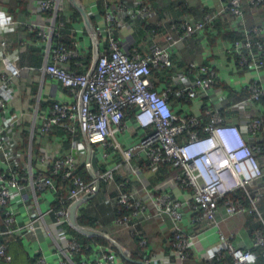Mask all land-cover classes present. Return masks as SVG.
Returning <instances> with one entry per match:
<instances>
[{
	"label": "built area",
	"instance_id": "built-area-1",
	"mask_svg": "<svg viewBox=\"0 0 264 264\" xmlns=\"http://www.w3.org/2000/svg\"><path fill=\"white\" fill-rule=\"evenodd\" d=\"M264 0H228L221 4L215 12H207L199 19L189 18L169 25V34L165 45H154L146 54L134 49L125 52L117 36L116 25L120 15L131 12L126 3H118L100 12L95 2L85 4L90 17L104 19V26L96 25L98 35L105 37L108 50L98 56L94 69L79 72L65 67V63L78 56V48L66 47L58 43L52 51L53 62L44 66V71L57 78L72 94H79L80 103L54 102L41 122V130L49 131L55 125H64L70 131L80 128L87 134L92 145L110 144L119 150L123 160L130 161L141 156L145 157L146 166L169 163L178 171L177 178L191 190V198L179 200L169 192H159L148 201L142 200L135 191L123 189L121 185L115 203L122 209H128L127 214L115 217L114 223L131 227L132 235L138 234L137 224L143 220L168 216L174 222V238L169 241V249L153 251L149 242L139 238V245L144 250L142 261L148 264H185L191 252L198 248L196 234L183 226L184 216L191 215L192 222H205L214 228L217 241L210 245L215 261L205 264H255L258 258L256 247L261 248L264 257V231L253 233V248L238 246L232 233L221 230V221L241 212L257 211V203L264 193V167L258 157L257 149L250 142L252 137H258L264 132V117L254 113L240 126L227 121L221 113L223 104L227 107L241 110L249 103L264 98V19L248 24L246 7H260ZM60 0H41L40 9L53 14L48 25L49 32L38 26H32L36 35L46 39L48 47L53 35L59 34L55 25V16ZM148 6L136 8V14H145ZM228 13L230 25L238 27L243 37L235 39L229 52L236 54L241 66L251 67L256 76L243 88L248 96L237 101H229L217 93V71L208 64L192 61L188 63L191 78L182 77L163 91L154 86L153 69L170 68L175 60L172 45L187 37L199 34L205 25H213L218 16ZM1 41L0 60L7 73L0 74V86L7 85L12 77L18 76L21 69L5 54ZM185 100H203L204 113L207 118L192 112H176L172 108L170 96ZM5 102L0 94V111ZM134 110L137 124L145 130V134L136 142L126 147L118 141H112L115 135L125 127V117ZM15 122V121H14ZM0 127V135L3 134ZM104 155H106L104 153ZM45 158L40 157L41 161ZM118 165L99 171L100 181L109 182L113 179ZM78 164L71 152L56 155L51 159L50 166L44 171H22L13 164L5 170H0V205L5 206L3 222L7 233L21 230L14 228L16 210L20 202H27L33 196L35 199L43 195L50 196L51 205L41 208L37 218H44L51 213L54 223H68V203L79 199L85 194H95V179L87 180L78 174ZM54 176H60L66 181L64 189L59 186ZM243 189L248 196L249 204L237 195ZM32 195V196H31ZM222 199L220 206L218 201ZM34 228L31 222L23 229ZM22 229V230H23ZM70 250L78 251L81 244L73 238L67 243ZM206 251V248H205ZM253 257L251 261L247 259ZM0 258L5 261L12 259L7 245L0 241ZM230 258V263L226 259ZM217 262V263H216ZM33 264H49L46 256H37ZM91 264H122L118 262L117 254L104 250L95 257Z\"/></svg>",
	"mask_w": 264,
	"mask_h": 264
},
{
	"label": "crops",
	"instance_id": "crops-1",
	"mask_svg": "<svg viewBox=\"0 0 264 264\" xmlns=\"http://www.w3.org/2000/svg\"><path fill=\"white\" fill-rule=\"evenodd\" d=\"M41 0H0V45L5 54L15 61L21 72L12 77L7 85L0 86V94L4 99L5 106L0 111V127L3 134L0 135V170L16 164L22 171L28 170L31 165L34 172L46 170L56 155L73 153L78 166H84L90 175L86 164V148L84 147V135L80 128L70 131L64 125H55L49 131L41 130V122L54 102H72L79 104V94H72L69 89L55 77L44 71L47 63L53 62L52 51L58 43H65L70 38L62 32L53 35L50 47L48 42L36 35L32 26H38L49 32L48 25L53 19V14L43 12L40 9ZM84 5L95 2L98 10L104 11L118 3H125L130 11L137 6L146 5V15L126 13L120 15V21L116 25L117 36L122 49L131 53L137 49L140 53H148L154 45H165L166 36L169 34V25L178 19L189 18L194 21L203 12H215L221 4L228 0H84ZM125 1V2H124ZM59 10L66 15L67 22L72 19L73 9L69 0H60ZM248 24L257 20V13L252 14L251 8L246 7ZM254 16V17H253ZM260 18L264 19V15ZM65 21L57 20L55 25L60 30L67 29L74 33L71 45H75L79 52L78 56L67 63L65 67L75 71H90L94 69L98 56L103 53V45L89 32L83 21H72L70 27ZM105 20L98 19L94 24L104 26ZM232 27L237 29L238 27ZM86 28V29H85ZM225 28V27H224ZM224 30V29H223ZM221 28H205L195 38H187L172 45V54L175 60L172 74L159 72L153 73L154 86L158 91H163L170 84L175 83L182 77L191 78L193 74L186 73L185 69L189 62L196 61L211 65L218 73L216 91L229 101L241 100L248 96L243 88L244 83L250 82L256 75L253 68L241 66L236 54L229 52L232 39L225 36ZM88 31V30H87ZM225 31V30H224ZM224 33V34H222ZM222 34V35H221ZM264 39V35H263ZM61 40H63L61 42ZM67 45V44H66ZM92 49V51H91ZM90 50V51H89ZM93 53V60H88L89 54ZM7 73V69L0 60V74ZM264 78V69L261 71ZM172 98V99H171ZM171 106L174 111L192 112L201 115L204 112L203 100H183L173 95L170 96ZM263 113L264 105L249 103L244 109H233L224 103L221 108L222 115L227 121L240 126L254 113ZM15 121V122H14ZM125 127L115 135L112 141H118L126 147L133 144L145 134V130L132 120L125 117ZM251 138L256 149L262 167H264V132L258 137ZM98 156L100 171L118 165L113 179L109 182L102 181V189L94 196L83 202L77 210L78 217L84 215L89 225L81 226L95 230L97 235H102L104 240H95L93 234L84 233L68 223H54V215L40 220L37 218L39 205L46 209L51 205V197L43 195L35 199L32 195L27 202H20L16 210L14 228L22 227L13 233H7L6 226L0 223V240L5 241L8 251L12 256L10 261L0 258V264H33L39 255L46 256L49 264H91L95 257L104 250L116 252L118 262H125V257L133 259V256L144 255V250L138 245L139 238L144 237L149 242V248L153 251H167L169 235L174 229V222L168 217L161 221L143 220L137 224L138 234L132 235L131 227L114 223L115 197L121 190H133L144 201L156 197L159 192H169L173 198L185 200L191 198V190L185 187L177 178L176 168L166 163L154 166L145 165V157L139 156L130 161L123 160L119 150L108 144L92 145ZM104 153L106 155H104ZM45 158L41 161L40 157ZM82 159V160H81ZM60 177V176H59ZM54 176L59 186L64 189V183ZM92 179V177H91ZM90 180V179H89ZM104 203V206L96 207L95 204ZM257 211L264 219V193L257 204ZM106 217H104V216ZM241 217V216H240ZM31 222L34 228L23 229L24 225ZM79 222V221H78ZM93 224H92V223ZM95 225V227H93ZM183 226L192 230L198 238L199 246L194 250L196 260L204 255H210V245L217 241L214 228L208 227L205 222L196 225L191 220L189 212L184 216ZM220 228L225 233H232L234 242L241 247L253 248V234L236 218L221 221ZM23 229V230H22ZM80 234L89 237L78 236ZM116 240L123 250V254L117 247L96 241H109L106 237ZM70 238L79 241L81 249L73 251L68 249L67 243ZM116 248V249H115ZM206 248V251H205ZM143 251V253H141ZM124 257V258H122ZM141 261V259H137ZM194 261H190V264Z\"/></svg>",
	"mask_w": 264,
	"mask_h": 264
},
{
	"label": "trees",
	"instance_id": "trees-1",
	"mask_svg": "<svg viewBox=\"0 0 264 264\" xmlns=\"http://www.w3.org/2000/svg\"><path fill=\"white\" fill-rule=\"evenodd\" d=\"M81 2H85L84 0H80ZM125 2V1H124ZM126 3V2H125ZM70 6H71V8L73 9V16H72V19H69V21L67 22V18H66V15L63 13V11L62 10H59L58 9V11H57V14H56V21L57 20H63V21H65L66 23H65V25H67L68 27H70L71 26V24H72V21L73 20H75V21H83V17H82V15H81V13L72 5V3L70 2ZM138 7H140V6H137L136 8H138ZM129 8V7H128ZM136 8L135 9H132V11L130 12V13H134V14H136L135 13V10H136ZM251 8V10H252V14H254V13H257V16L259 17H261V15H264V2L260 5V7L258 6V8L257 7H250ZM100 12H104V11H100ZM207 12H209V11H206V12H203L201 15H199L196 19H199L203 14H205V13H207ZM129 13V12H128ZM126 14V13H125ZM147 13H145V14H136V15H139V16H142V15H146ZM254 17V16H253ZM91 18V20H92V22H93V24H95L96 23V19L95 18H93V17H90ZM183 19H185V18H183ZM183 19H178V20H174L173 22H181ZM195 19V20H196ZM230 17L228 16V13L225 15V16H223V17H221V16H218V17H216L214 20H213V25L211 26V25H205V27L202 29V30H204L205 28H210V27H216V28H221L222 30H223V32H225V36L227 37V38H230V39H232V42L235 40V39H239V38H242L243 37V33H242V31H240L239 29H232V27H230ZM250 24H252V23H250ZM225 27V28H224ZM61 29V27L59 28V32L61 33L62 32V34H66L67 36H69L70 38H67V39H65L64 41H65V43L67 44H65V46L66 47H75V45L73 44V45H71L70 43L72 42V36L74 35V33L72 34V32H69L67 29H62V30H60ZM86 29V28H85ZM86 32L88 33V31H87V29H86ZM200 34V33H199ZM199 34H196V35H193V36H190V37H187V38H195L196 36H198ZM222 34H224V33H222ZM221 34V35H222ZM186 38V39H187ZM98 41H100L102 44H104L103 45V47H104V49H103V52H106L107 50H108V44H107V42H106V39H105V37H103L102 35H99V37H98V39H97ZM63 40H61V42H62ZM137 50V49H136ZM90 51V50H89ZM91 51H92V49H91ZM87 54H89V56H88V60H93V53L92 52H88ZM141 54H143V53H141ZM146 54V53H145ZM98 59V58H97ZM188 65V64H187ZM185 71H186V73H189V74H193V73H190L189 71H188V66H186V69H185ZM79 72H83V71H79ZM159 72H164V73H167V74H172V72H173V68H165V67H163V68H154L153 69V73L154 74H156V75H158L159 74ZM172 84H170L169 86H171ZM245 93H247L246 91H245ZM174 96V95H173ZM172 99V98H171ZM182 99V98H181ZM183 100H185V99H183ZM256 103H260L261 105L263 104L264 105V98H261L260 100H258V101H256ZM134 110H132V111H130V113L128 114V115H126V116H129L132 120H134L135 121V118H134ZM261 113V112H260ZM262 114V116L264 117V112L263 113H261ZM201 116H202V118H204V119H206L207 118V115L203 112L202 114H201ZM161 164V163H160ZM167 165H170L169 163H166ZM78 174H80L84 179H86V181L87 180H89V179H91V176L88 174V172H87V170H86V168L84 167V166H80L79 168H78ZM56 177H59V176H56ZM58 180H62L60 177H59V179ZM63 183H64V187L65 186H67L66 185V181H63ZM103 182L101 181V184H102ZM125 186V185H124ZM124 186L122 187L123 189H124ZM100 188L102 189V185L100 186ZM100 189V190H101ZM237 195L239 196V197H241L247 204H249V200H248V196L245 194V192H244V190L243 189H241V190H238L237 191ZM259 202V201H258ZM222 203H223V200L222 199H220L219 201H218V204L221 206L222 205ZM258 204V203H257ZM68 206L70 205V203H68L67 204ZM96 205V207L98 208V207H101V206H104V203H101V204H95ZM113 205V209H114V216L112 217L113 219L115 218V217H117V216H120V215H123V214H127L128 213V209H122V208H120L119 207V205H117V204H112ZM4 210H5V206L4 205H0V223H2L3 225H5L4 224V222H3V218H4ZM86 215V213H84V215H82V216H80V217H78L79 219H78V221H79V223L80 224H82V225H86V226H88L89 225V223H88V221L87 220H85L84 218V216ZM104 216V215H103ZM241 216V217H240ZM104 217H106V216H104ZM166 217V216H165ZM165 219L164 217H157V218H152V219H149V220H147V221H155V220H157V221H161V219ZM231 219H233L234 221H235V218L240 222V223H242L243 225H245L247 228H248V230L251 232V234H253L255 231H257V230H263L264 231V219H262V216H260V214H258V212H256V211H251V212H248V211H245V212H241V213H239V214H236V215H234V216H232V217H230ZM229 218V219H230ZM92 223V222H91ZM93 224V223H92ZM93 227H95V225H93ZM78 236H81V237H84V236H86V237H89L88 235H85V234H80L79 232H78ZM134 236H137V235H134ZM91 237L93 238V239H95V240H104L105 238L102 236V235H97V234H93V235H91ZM169 241H173V238H174V229H173V231L170 233V235H169ZM1 241V240H0ZM1 242H4L5 243V241H1ZM96 242H101V243H105V244H108V242L109 241H96ZM138 242V241H137ZM6 244V243H5ZM7 245V244H6ZM138 245H139V243H138ZM140 246V245H139ZM141 247V246H140ZM142 248V247H141ZM116 249V248H115ZM256 249V251H257V255H258V258H257V261H256V263L255 264H264V257L262 256V253H261V248L260 247H256L255 248ZM7 250H8V247H7ZM142 250H143V248H142ZM9 252V251H8ZM141 253H143V251L141 252ZM142 256V255H141ZM140 255H136V256H133L132 258L133 259H129L128 257H125V262H127L128 264H143V263H140V262H138L137 261V259H142V257H141ZM122 258H124V257H122ZM211 260H213V261H215V257L213 256V255H211V256H206V255H204L201 259H199V260H196L195 259V256H193V252H191V254H190V257L186 260V262H185V264H190V261H194V263H192V264H205V262L206 261H211ZM227 260V262L228 263H230V258H228V259H226ZM217 263V262H216Z\"/></svg>",
	"mask_w": 264,
	"mask_h": 264
},
{
	"label": "water",
	"instance_id": "water-1",
	"mask_svg": "<svg viewBox=\"0 0 264 264\" xmlns=\"http://www.w3.org/2000/svg\"><path fill=\"white\" fill-rule=\"evenodd\" d=\"M72 5L81 13L82 17H83V22L88 30V32L90 34H92L95 38L98 37V33L95 30L94 24L88 14V11L86 9V6L84 5L83 2H81L80 0H69ZM84 135V147L86 148V158H85V164L86 167L90 173V176L95 179V185H94V192L96 193L97 191H99L100 186H101V181L98 178L97 174L100 171L97 160H98V156H97V152L94 150V148L92 147V144L90 143V141L88 140L87 134L85 132H83ZM94 196V194H85L82 197H80L79 199L74 200L68 207V220L69 222L78 230L87 233V234H95L98 233L95 230H91L88 228H85L83 226H81L77 220V210L80 207V205L91 199ZM109 239V242L114 245L115 247L118 248V250L123 254V250L121 248V246L119 245V243L114 240L112 237L106 236ZM140 263L143 264H148L141 261H138Z\"/></svg>",
	"mask_w": 264,
	"mask_h": 264
},
{
	"label": "clouds",
	"instance_id": "clouds-1",
	"mask_svg": "<svg viewBox=\"0 0 264 264\" xmlns=\"http://www.w3.org/2000/svg\"><path fill=\"white\" fill-rule=\"evenodd\" d=\"M247 259H249L250 261L252 260V259H254L253 257H248Z\"/></svg>",
	"mask_w": 264,
	"mask_h": 264
},
{
	"label": "rangeland",
	"instance_id": "rangeland-1",
	"mask_svg": "<svg viewBox=\"0 0 264 264\" xmlns=\"http://www.w3.org/2000/svg\"><path fill=\"white\" fill-rule=\"evenodd\" d=\"M82 160V159H81Z\"/></svg>",
	"mask_w": 264,
	"mask_h": 264
}]
</instances>
